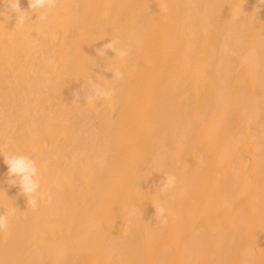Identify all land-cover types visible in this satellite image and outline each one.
Wrapping results in <instances>:
<instances>
[{"label":"bare ground","instance_id":"1","mask_svg":"<svg viewBox=\"0 0 264 264\" xmlns=\"http://www.w3.org/2000/svg\"><path fill=\"white\" fill-rule=\"evenodd\" d=\"M0 264H264V0H0Z\"/></svg>","mask_w":264,"mask_h":264}]
</instances>
